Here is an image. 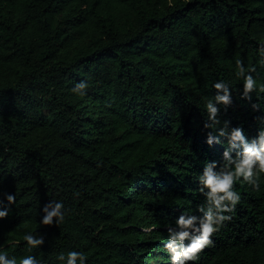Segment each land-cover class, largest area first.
Segmentation results:
<instances>
[{"label":"trees","instance_id":"obj_1","mask_svg":"<svg viewBox=\"0 0 264 264\" xmlns=\"http://www.w3.org/2000/svg\"><path fill=\"white\" fill-rule=\"evenodd\" d=\"M262 45L264 0H0V252L171 264L168 228L201 215L197 177L227 147L206 143L213 84L232 91L222 123L249 140L264 128ZM237 60L255 69L251 101ZM235 189L232 220L195 264H264V176ZM49 201L64 204L58 225L40 223Z\"/></svg>","mask_w":264,"mask_h":264},{"label":"clouds","instance_id":"obj_2","mask_svg":"<svg viewBox=\"0 0 264 264\" xmlns=\"http://www.w3.org/2000/svg\"><path fill=\"white\" fill-rule=\"evenodd\" d=\"M264 56V45L259 49ZM264 64V60L261 61ZM236 75L243 81V91L240 99L251 101L252 93L257 90V81L251 72L246 70L242 60L236 61ZM86 82L76 84L73 92L85 95ZM215 95L207 99L204 105L206 119L204 128L209 130L206 143L221 144L226 141L227 147L222 154V162L206 161L202 173L197 177L199 191L204 196V203L198 206L201 215L181 214L175 221V227L168 228V239L165 242L171 264H195L200 254L213 245L212 237L232 220L236 206L241 200L236 191L237 182L251 185L254 190L260 189V178L264 176V128L257 131V136L249 140L240 126L230 127V121H221L220 107L225 110L233 103L232 91L224 81L213 84ZM264 92V86L260 88ZM254 111L261 110L259 105L253 104ZM260 119V118H258ZM222 125V126H221ZM9 205L15 203V195L6 196ZM2 208V204H0ZM9 209L0 210V220L6 219ZM43 217L40 223L52 226L62 223L65 219L64 204L61 201H49L43 206ZM149 231L151 229H148ZM30 249L44 245L42 235L34 236L29 233L23 237ZM58 259L66 260V264H86V256L82 252L71 251L65 256L60 254ZM0 264H38L34 256H25L19 259L9 258L6 253L0 252Z\"/></svg>","mask_w":264,"mask_h":264}]
</instances>
